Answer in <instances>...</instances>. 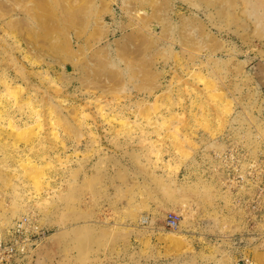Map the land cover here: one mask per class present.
<instances>
[{
    "label": "rangeland",
    "instance_id": "374dc122",
    "mask_svg": "<svg viewBox=\"0 0 264 264\" xmlns=\"http://www.w3.org/2000/svg\"><path fill=\"white\" fill-rule=\"evenodd\" d=\"M263 91L264 0H0V234H40L20 264H264Z\"/></svg>",
    "mask_w": 264,
    "mask_h": 264
},
{
    "label": "built area",
    "instance_id": "2783aa9c",
    "mask_svg": "<svg viewBox=\"0 0 264 264\" xmlns=\"http://www.w3.org/2000/svg\"><path fill=\"white\" fill-rule=\"evenodd\" d=\"M252 175L253 172L249 171L244 177L248 178ZM237 178L243 180V176H238ZM180 218L177 213H168L164 218V227L169 230H176L179 226ZM39 235V233L33 234L29 231V220L27 217L20 218L14 222L5 233L0 234V264H20L29 256L30 249L36 244ZM245 264H247L246 261Z\"/></svg>",
    "mask_w": 264,
    "mask_h": 264
},
{
    "label": "bare ground",
    "instance_id": "6f19581e",
    "mask_svg": "<svg viewBox=\"0 0 264 264\" xmlns=\"http://www.w3.org/2000/svg\"><path fill=\"white\" fill-rule=\"evenodd\" d=\"M242 180V179H241ZM143 222H146V219H143ZM6 230H8V228L6 229ZM170 239L169 237H166V239ZM169 241V240H168ZM246 262L248 263V260H246Z\"/></svg>",
    "mask_w": 264,
    "mask_h": 264
}]
</instances>
